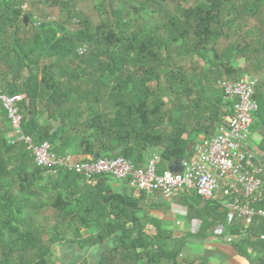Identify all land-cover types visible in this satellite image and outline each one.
<instances>
[{
	"label": "trees",
	"instance_id": "16d2710c",
	"mask_svg": "<svg viewBox=\"0 0 264 264\" xmlns=\"http://www.w3.org/2000/svg\"><path fill=\"white\" fill-rule=\"evenodd\" d=\"M242 1L253 2V17L264 3ZM168 2L175 12L168 9ZM188 3L143 0L129 6L137 15L133 23L141 24L133 32L129 30L133 23L126 21L119 22L125 27L121 31L108 26L94 29L88 18L65 3L70 21L84 22V28L71 35L65 25L33 21L23 10L24 0H0V95L25 96L19 103L24 134L35 145L47 142L58 156L71 155L84 162L96 156L124 157L134 167L144 168L156 150L161 156L158 171L163 173L174 159H191L200 136L215 135L223 118L233 114V103L220 89L221 95L211 100L205 86L195 80L189 84L182 68L173 72L171 42H193L197 53L213 64L205 48L226 36L224 6L233 0H198L195 7L186 9ZM149 7L157 14L153 23L145 19ZM83 47L87 54L79 53ZM242 53L245 50L232 43L220 55L213 51V57L232 75ZM53 59L70 60V64ZM165 81L182 82L179 104L173 108H167ZM154 82L155 87L151 86ZM185 95L191 101L180 102ZM255 99L259 110L250 139L257 126L264 128L262 82ZM42 101L46 110L51 109L48 116L39 108ZM8 131L0 102V264H49L50 248L44 243V228L36 213L45 198L60 219L53 229L64 227L75 239L71 243L83 250L110 243L93 264H210L206 256L193 261H181L179 256L188 239L215 237L213 230L220 225L225 231L219 237L235 236L232 244L240 257L250 264H264L263 218L256 216L247 229L241 221L228 225L227 212L220 204L185 193L175 203L186 208L189 222L200 220L202 227L197 234L175 236L151 215L163 208L159 203L149 204L145 193L136 194L127 186L114 191L111 183L116 180L108 175L88 184L67 168L52 173L38 167L24 143L7 142ZM257 208L264 209V196ZM147 225L154 228L153 233L146 230ZM63 234H55L54 241L64 242Z\"/></svg>",
	"mask_w": 264,
	"mask_h": 264
},
{
	"label": "built area",
	"instance_id": "2783aa9c",
	"mask_svg": "<svg viewBox=\"0 0 264 264\" xmlns=\"http://www.w3.org/2000/svg\"><path fill=\"white\" fill-rule=\"evenodd\" d=\"M258 80L242 77L238 80L223 78L218 89L226 100L233 103V114L223 118L218 132L203 138L196 145L194 156L183 161V171L175 174L171 170L159 173L161 156L155 154L144 168H136L124 157L97 158L84 162L71 155L58 156L47 142L35 145L32 138L22 130L23 115L19 103L24 95H0L11 133L16 142H22L31 151L34 163L56 173L67 168L81 175L88 184L100 175H108L124 183L136 194L160 193L165 197L196 194L203 201H213L227 212V223L241 221L245 229L256 216L264 219V209L257 208L264 196L263 155L250 142L254 115L259 110L255 99ZM225 226L220 225L216 233L222 235ZM228 240L236 241L235 236Z\"/></svg>",
	"mask_w": 264,
	"mask_h": 264
},
{
	"label": "rangeland",
	"instance_id": "374dc122",
	"mask_svg": "<svg viewBox=\"0 0 264 264\" xmlns=\"http://www.w3.org/2000/svg\"><path fill=\"white\" fill-rule=\"evenodd\" d=\"M156 1L158 3L162 2V0ZM188 1V5L184 6L186 9H191L198 4V0ZM24 2L25 5L23 6V10L32 15L33 21L56 26L65 25L69 33L73 35L84 28V22L83 20L70 21L66 8L64 7L65 3L71 4L77 14H81L88 18L94 29L108 26L110 29L121 31L125 29V27L122 26L123 22L133 23L134 19L137 17L128 7L134 6L135 4L140 5L143 0H24ZM180 4L183 6L182 3ZM252 4L253 2H249V5H246L242 0H233L231 5L228 4L224 6L226 13L223 17V24H227L225 29L226 36L222 37L215 44L205 48L208 59H210L213 64H208L207 62L209 61L197 53V48L193 42L186 44L182 42L172 43L166 35L164 36L167 42H171L173 58L171 69L173 72L178 68H182L186 74V78L190 81L189 84L192 85L193 83L191 80H195L199 82V84L205 86L211 100H214V97L217 95H221L217 85L223 78L238 80L242 77H252L258 80V84L261 82L264 83V3L261 5L259 4L258 16L256 17H253L250 12L253 7ZM168 9L171 12L175 9L171 2H168ZM152 10L153 8H148L145 19L153 23L157 18V14H154ZM238 16L243 17L238 19L236 18ZM140 26L141 24L137 23L130 24L129 30H131V32L136 31ZM232 43L244 49L245 53L237 57L233 68L235 72L229 75L226 72L225 66L219 64L217 60L214 59L213 51L217 55H220L223 50ZM87 50L86 47H83L79 50V53L82 55L87 54ZM52 61L56 60L53 59ZM56 62L62 65L70 64V60ZM215 64H217V66H215ZM181 83L164 82V86L162 87L164 89L167 108H173L175 105L179 104L177 93L181 92ZM151 86L155 87L156 82L152 83ZM189 101H191V99H187L186 95L180 97V102L187 103ZM46 107V102L42 101L39 108L43 110L44 116H48L51 113V109L46 110ZM256 129L257 130H254L252 133L250 143L256 146L263 155L260 144L263 140L264 128L257 126ZM155 154H159V152L155 150L153 155ZM177 198L165 197L160 193L148 195L147 199L149 202H159L163 208L161 210L151 211V215L158 218L165 229L172 230L175 236L197 234L202 227V222L200 220L189 222L186 208L175 203ZM200 203L204 204L203 202ZM39 211L40 214L37 217V222L44 228L45 233L43 234V240L50 248V255L47 259L49 264H93L96 262L101 252L109 248L110 243H107L105 246L99 245L83 250L75 243H71L75 242V239L70 232H65L64 227H61L57 231L53 229L56 223L60 222V219L55 210L51 208L47 198H45V204ZM217 229L218 227L213 230V233L215 232V237L218 238L221 235L216 233ZM146 230L150 233L154 232V228L150 225L146 226ZM57 233H64V242L56 243L54 241L55 234ZM224 239L229 244H232L227 236L224 237ZM187 242H194V240L190 238L186 241V244ZM203 253L198 244L197 246L186 245L181 251L179 259L181 261H193L205 256L201 255ZM257 257L258 255L253 253V258L256 259ZM162 264L167 263L164 262Z\"/></svg>",
	"mask_w": 264,
	"mask_h": 264
},
{
	"label": "crops",
	"instance_id": "0c3cea01",
	"mask_svg": "<svg viewBox=\"0 0 264 264\" xmlns=\"http://www.w3.org/2000/svg\"><path fill=\"white\" fill-rule=\"evenodd\" d=\"M5 138L10 144L16 142L13 134L9 131L5 133ZM203 138L205 137L200 136V140H202ZM111 186L112 189L117 192L122 191L126 187L124 183L119 181L112 182ZM147 202L150 204L155 203L153 201L149 202L148 199ZM28 211L33 212V209L29 208ZM36 213L37 215H39L40 211H37ZM191 240H194V242H187L186 245L197 246L198 244V246L201 247L202 253L204 252L201 255L207 256L210 260V264H249L248 261L238 255L236 249L233 247V244H229L224 238H217L213 236L208 240H199L196 238H191Z\"/></svg>",
	"mask_w": 264,
	"mask_h": 264
},
{
	"label": "water",
	"instance_id": "95a60500",
	"mask_svg": "<svg viewBox=\"0 0 264 264\" xmlns=\"http://www.w3.org/2000/svg\"><path fill=\"white\" fill-rule=\"evenodd\" d=\"M98 156H96L94 159H97ZM183 161L184 159H174L170 164H169V170H171L175 174H181L184 167H183Z\"/></svg>",
	"mask_w": 264,
	"mask_h": 264
}]
</instances>
